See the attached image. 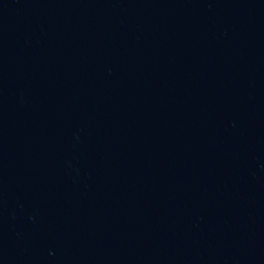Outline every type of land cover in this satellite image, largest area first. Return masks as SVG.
<instances>
[{
  "label": "water",
  "instance_id": "obj_1",
  "mask_svg": "<svg viewBox=\"0 0 264 264\" xmlns=\"http://www.w3.org/2000/svg\"><path fill=\"white\" fill-rule=\"evenodd\" d=\"M0 264H264V0H0Z\"/></svg>",
  "mask_w": 264,
  "mask_h": 264
}]
</instances>
